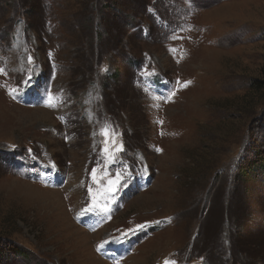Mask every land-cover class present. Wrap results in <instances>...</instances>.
Returning <instances> with one entry per match:
<instances>
[{
  "label": "rangeland",
  "instance_id": "1",
  "mask_svg": "<svg viewBox=\"0 0 264 264\" xmlns=\"http://www.w3.org/2000/svg\"><path fill=\"white\" fill-rule=\"evenodd\" d=\"M263 65L264 0H0V264H264Z\"/></svg>",
  "mask_w": 264,
  "mask_h": 264
},
{
  "label": "snow or ice",
  "instance_id": "2",
  "mask_svg": "<svg viewBox=\"0 0 264 264\" xmlns=\"http://www.w3.org/2000/svg\"><path fill=\"white\" fill-rule=\"evenodd\" d=\"M187 83H190V81L189 82H186V84ZM186 86V85H185ZM49 106H54V105H49ZM102 134H104V135H106L107 136V134H108V130L107 129H103L102 130ZM158 151H159V149H158ZM113 162H114V160H113ZM93 174H95V169H93ZM91 210V209H90ZM164 264H176V262L174 261V260H170V259H165V261H164Z\"/></svg>",
  "mask_w": 264,
  "mask_h": 264
},
{
  "label": "trees",
  "instance_id": "3",
  "mask_svg": "<svg viewBox=\"0 0 264 264\" xmlns=\"http://www.w3.org/2000/svg\"><path fill=\"white\" fill-rule=\"evenodd\" d=\"M262 76L263 78L261 79L260 83L258 84V88H257V84H255L253 86V89H259L261 87H263V84H264V65H263V68H262ZM23 252V251H22ZM24 253V252H23ZM2 255V254H1Z\"/></svg>",
  "mask_w": 264,
  "mask_h": 264
},
{
  "label": "bare ground",
  "instance_id": "4",
  "mask_svg": "<svg viewBox=\"0 0 264 264\" xmlns=\"http://www.w3.org/2000/svg\"><path fill=\"white\" fill-rule=\"evenodd\" d=\"M42 111H47V110H43V109H42ZM41 193H42V192H41Z\"/></svg>",
  "mask_w": 264,
  "mask_h": 264
}]
</instances>
